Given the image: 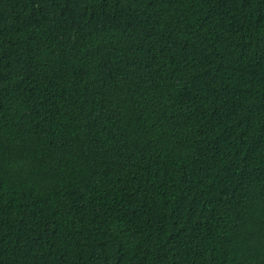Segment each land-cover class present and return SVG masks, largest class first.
Masks as SVG:
<instances>
[{
	"label": "trees",
	"instance_id": "16d2710c",
	"mask_svg": "<svg viewBox=\"0 0 264 264\" xmlns=\"http://www.w3.org/2000/svg\"><path fill=\"white\" fill-rule=\"evenodd\" d=\"M0 264H264V0H0Z\"/></svg>",
	"mask_w": 264,
	"mask_h": 264
}]
</instances>
